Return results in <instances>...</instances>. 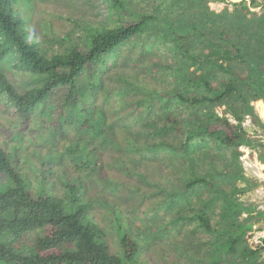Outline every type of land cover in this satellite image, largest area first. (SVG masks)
<instances>
[{
  "label": "trees",
  "instance_id": "obj_1",
  "mask_svg": "<svg viewBox=\"0 0 264 264\" xmlns=\"http://www.w3.org/2000/svg\"><path fill=\"white\" fill-rule=\"evenodd\" d=\"M21 1L0 0V112L12 109L22 131L39 123L34 133L53 140L54 147L62 139L76 140L66 150L80 162L75 172H69L63 168L64 152L57 162L60 169L45 172L58 178H52L51 188L40 195L0 146V175L13 181L0 189V264H145L140 224L136 231L119 202L88 196L90 182L84 174L93 168L77 157L89 147L94 165L104 171L109 158L100 153L96 141L102 142L103 151L113 145L117 167L139 170L140 180L148 181L144 169L155 165L160 181L155 195H162L171 212L169 223L180 231L187 229V237L197 230L205 233L199 240L206 252L203 264H223L227 258L236 264H264L261 244L258 248L249 244L263 229L257 225L264 223V208L238 195L249 189L238 185L245 179L243 169H238L239 148L253 144L245 121L249 115L262 124L252 102L264 99V17L255 19L259 24L255 28L248 17L250 7L240 0L233 12L227 8L216 12L209 6L200 10V15L219 18L215 36L201 32L204 28L191 22L190 13L173 20L167 11H159L156 16L129 15L113 27L88 22L76 37L77 20L64 35L51 28L35 29L33 1ZM189 3L198 8L193 0ZM115 6L124 8L120 0ZM24 8L31 12L24 13ZM135 36L164 40L181 55V64L171 66L178 86L160 84L145 69L160 65L154 51L142 49L135 57L137 65L123 55ZM171 101L205 109L184 118L170 109ZM211 105L226 109L221 113ZM69 124L76 126L73 136ZM158 150L176 154L173 170L161 159L149 160L150 153ZM36 151L45 166V155L52 151L40 146ZM45 173L44 185L49 181ZM96 177L111 182L104 173L102 180ZM121 187L142 190L130 180ZM99 207L113 216L120 241L117 253L110 246ZM39 229L42 233L27 247L24 240ZM193 249L199 252L186 251Z\"/></svg>",
  "mask_w": 264,
  "mask_h": 264
},
{
  "label": "rangeland",
  "instance_id": "obj_2",
  "mask_svg": "<svg viewBox=\"0 0 264 264\" xmlns=\"http://www.w3.org/2000/svg\"><path fill=\"white\" fill-rule=\"evenodd\" d=\"M25 0H22L23 2ZM116 0H33V4L36 8L35 14V29H52L56 32L64 35L69 28L76 26L74 20H77L79 28H76L75 36L78 37L85 32V26L89 23L92 25H97L100 28L113 27L121 20L129 18V15L140 16L145 12L154 14L155 16L159 11H167L169 18L175 20L181 18V14L192 15V23L200 24L204 28L201 32H209L213 36L216 35L219 18L208 17L200 15V10L205 9L209 6L216 12H222L227 8L230 12H233L235 8L239 7L235 3L240 0H193L195 5L198 6L190 7V0H120L124 4V8L120 9L115 6ZM248 6L251 9V13L248 17L251 19L254 27L259 28V24L256 23L255 19L264 17V0H257V5L252 4V0H246ZM184 7V8H183ZM24 13H30L31 10L24 8ZM68 19V20H67ZM42 20V21H41ZM161 20V19H160ZM166 23H170L167 20H163ZM183 21H185L183 19ZM162 23V22H160ZM67 25V27H66ZM43 32V31H42ZM41 35V33L38 31ZM44 33V32H43ZM42 33V35H43ZM198 37H201L197 34ZM259 40V37L257 38ZM156 41V43H155ZM123 50V55L129 57L132 64L137 65L135 57L141 55L143 51H154L156 58L160 61V65H155V68L146 66L145 69L154 73L153 76L158 78L160 84L175 87L178 86L175 81V76H173V70L171 66L181 64V55L175 54V51L170 43L168 45L164 40H153L151 37L145 38L142 36H135L132 38ZM142 49H144L142 51ZM149 49V50H148ZM190 71L194 68L190 67ZM252 102L255 107L257 114V104L264 106V102ZM234 100H230L232 103ZM170 109L176 114L182 115L184 118H188L190 114L204 110L205 107L192 106L184 104L181 102L171 101ZM218 112H223L226 106H214ZM231 116V114L228 113ZM262 119V117L260 116ZM39 122V121H38ZM43 123V122H42ZM64 122V126H65ZM245 127L248 129L249 134L253 139V144L251 146H241L239 148V165L238 169L242 170V174L245 179L238 181V185L247 189L244 193H239L238 195L248 204L254 203L259 207L264 208V119L262 124L254 123L251 117L248 115L245 121ZM39 128V123H35L32 127L29 125L21 130L20 122L13 114L12 109L3 110L0 112V146L4 147L12 155L14 164L19 165V169L22 171L23 180H27L31 188H33L36 193L43 195L42 192L46 189L51 188L53 179H57V174L49 175L45 173L46 170L60 169V164H58L59 157L65 152L64 165L69 172H75V165L80 162L74 159L71 152L66 150L67 147H74L76 145V140L68 141L67 139H62L61 145L54 147L52 141H49L45 136H40L38 138L37 134L34 133L35 130ZM69 129L71 136L77 133L76 126L69 124ZM62 135V132H58ZM121 138V134H117ZM36 136V138H35ZM99 146L100 153L103 152L109 161L104 167V171H99L98 164H95V160L92 158V152L89 147H86V151L78 152V159L83 160L88 166V168H93V171H86L84 176L89 180V193L88 196L96 197L98 194L102 198H109L119 202L123 208L126 209L125 213L128 214L133 222V226L137 231V224L141 226V244L142 255L145 258V264H203L206 262L204 256L206 252L201 250L199 246V240L205 239V233L202 230H197L194 233H190L187 237V229L183 228V231L176 229L169 223V217L171 212L166 208L165 202L162 200V195H155V189L158 188L157 184L160 182L159 178L155 177V165L150 163L148 169L144 172L148 173V181L140 180L132 167L130 169L120 168L114 163L113 156L117 154L116 148L112 146L107 147L103 151L102 142H95ZM36 146L41 148H46L51 150V153L45 155L46 165L43 166L40 158L39 152L36 151ZM82 147V144H80ZM54 149V150H53ZM223 151V150H218ZM228 152V153H227ZM227 154L231 156L230 150H227ZM99 164L102 163V155L99 156ZM161 159L163 164L168 170H173L174 163L176 160V154L174 152L170 153L169 150H158L157 152L150 153L149 160ZM196 158V157H195ZM197 160V158H196ZM54 162V164H51ZM173 162V163H172ZM181 165V162H180ZM179 165V166H180ZM42 167L43 172L46 175V179L49 180L46 185H44L43 172L40 170ZM88 172V173H87ZM111 179L110 183L106 180L103 182L97 179L103 177ZM74 176V175H73ZM132 176L134 181L130 179ZM102 180V179H101ZM127 180L136 183L141 186V191H131L127 188H122L121 186ZM157 180V182H156ZM58 181V180H57ZM13 185V181L5 175H0V189H5ZM143 192H147V195H142ZM56 193H53L54 195ZM98 201V200H97ZM99 202V201H98ZM101 206V205H100ZM100 208V207H99ZM109 210L104 207L100 208V220L103 222L105 228L109 232V243L113 252H119L120 241L118 238V233L114 231L113 228V216H109ZM246 216L243 213L241 218ZM263 226L262 230H257L253 237L250 239L249 244L257 246L261 244V259H264V223L258 224L257 226ZM129 230L130 228L127 227ZM43 230H34L28 234L26 237L25 244L30 247V244L42 233ZM187 245L188 249L184 246ZM191 248H197L198 253L195 249L191 251H186ZM258 248V247H256ZM223 264H236L235 261L227 258Z\"/></svg>",
  "mask_w": 264,
  "mask_h": 264
},
{
  "label": "bare ground",
  "instance_id": "obj_3",
  "mask_svg": "<svg viewBox=\"0 0 264 264\" xmlns=\"http://www.w3.org/2000/svg\"><path fill=\"white\" fill-rule=\"evenodd\" d=\"M257 111L259 112L260 116L262 117V120L264 119V106L261 104H257Z\"/></svg>",
  "mask_w": 264,
  "mask_h": 264
},
{
  "label": "clouds",
  "instance_id": "obj_4",
  "mask_svg": "<svg viewBox=\"0 0 264 264\" xmlns=\"http://www.w3.org/2000/svg\"><path fill=\"white\" fill-rule=\"evenodd\" d=\"M33 1V0H32Z\"/></svg>",
  "mask_w": 264,
  "mask_h": 264
}]
</instances>
